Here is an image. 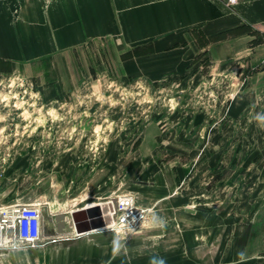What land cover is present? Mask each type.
<instances>
[{"label":"rangeland","instance_id":"rangeland-1","mask_svg":"<svg viewBox=\"0 0 264 264\" xmlns=\"http://www.w3.org/2000/svg\"><path fill=\"white\" fill-rule=\"evenodd\" d=\"M82 50L71 59L75 67L65 57L45 59L35 72L0 68V188L30 198L40 179L45 197L38 204L68 218L89 208L101 212L100 205L105 212L124 194L150 208L149 219L156 210L161 216L164 196L182 199L172 202L174 217H159L162 227L147 222L137 231H104L127 239L146 230L150 240L137 243V253L156 247L165 255L160 264H199L191 250L176 248V236L193 228L181 225L176 213L183 206L213 217L223 237L224 216L245 229L264 200V77L256 84L251 73H215L204 56L188 67L174 58L164 66L155 58L122 65L107 37ZM159 239L168 242L163 250ZM215 253L224 264L220 249ZM73 256L49 249L39 259L70 264ZM20 258L26 257L1 256L0 264L33 261Z\"/></svg>","mask_w":264,"mask_h":264},{"label":"crops","instance_id":"crops-1","mask_svg":"<svg viewBox=\"0 0 264 264\" xmlns=\"http://www.w3.org/2000/svg\"><path fill=\"white\" fill-rule=\"evenodd\" d=\"M102 37L108 38L113 55L122 65L155 58L164 66L174 58L176 66L188 67L204 56L215 73L230 78L251 73L247 78L256 84L264 77V0H0V68L33 67L35 72L39 65L45 66V59L66 61L65 57L67 65L75 67V53ZM162 183L167 185L168 181ZM41 184L38 179L32 185L30 198L10 195L0 188V208L38 204L45 197L41 196ZM260 187L264 193V180ZM69 197L73 199V195ZM163 198L158 209L174 217L172 202L184 200ZM151 201L154 199L149 198L147 205H153ZM39 206L44 221L37 244L19 249L1 247L0 257L31 256V264H40L39 258L47 250L58 249L67 258L74 255L70 264H160V257L165 256L156 247L137 253V243L150 240L146 230L122 239L96 229L79 237L73 232L68 234L72 237L69 240L52 242L61 236L55 222L46 218L56 214ZM183 207L184 213H176L181 225L193 228H186V235L182 233L178 239L176 236L177 250H191L199 264H218L216 249H220L224 264H264V200L245 229L233 228V219L224 216L223 237L217 236L215 223L210 224L213 217L192 206ZM156 211L147 221L148 228L162 227L159 217L163 215L158 217ZM6 236L12 237L13 231L8 229ZM159 241L163 243L159 250L166 248L167 240ZM183 256L176 257V263Z\"/></svg>","mask_w":264,"mask_h":264},{"label":"built area","instance_id":"built-area-1","mask_svg":"<svg viewBox=\"0 0 264 264\" xmlns=\"http://www.w3.org/2000/svg\"><path fill=\"white\" fill-rule=\"evenodd\" d=\"M100 207L105 225L97 230L137 231L147 223L151 213L150 208L138 205L132 194L117 196L105 212L103 205ZM42 222L43 214L39 204H19L0 208V248L19 249L25 244L36 245L41 237ZM8 229L13 231L12 237L6 236ZM80 235L76 234L77 237ZM60 238L63 236L51 241L55 242Z\"/></svg>","mask_w":264,"mask_h":264},{"label":"water","instance_id":"water-1","mask_svg":"<svg viewBox=\"0 0 264 264\" xmlns=\"http://www.w3.org/2000/svg\"><path fill=\"white\" fill-rule=\"evenodd\" d=\"M46 219L49 222H55L58 236H63L67 230L72 233L75 232L76 234H84L105 225V221L101 217V213L98 208H95L94 211H92L91 208L81 212L76 211L72 214V218H68L64 213H58L53 218L47 217Z\"/></svg>","mask_w":264,"mask_h":264}]
</instances>
